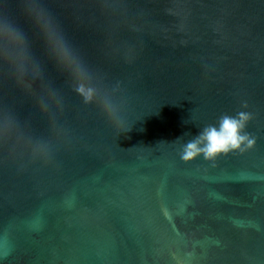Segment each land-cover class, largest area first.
<instances>
[{"label": "water", "instance_id": "1", "mask_svg": "<svg viewBox=\"0 0 264 264\" xmlns=\"http://www.w3.org/2000/svg\"><path fill=\"white\" fill-rule=\"evenodd\" d=\"M0 264H264V0H0Z\"/></svg>", "mask_w": 264, "mask_h": 264}, {"label": "clouds", "instance_id": "2", "mask_svg": "<svg viewBox=\"0 0 264 264\" xmlns=\"http://www.w3.org/2000/svg\"><path fill=\"white\" fill-rule=\"evenodd\" d=\"M85 102L91 100V89L83 85L77 88ZM251 113L239 111L235 116L223 114L217 124L204 127L195 137L183 144L179 153L180 160L189 163L198 157L211 162L213 166L217 159L230 153H244L252 149L256 143L255 136L245 131Z\"/></svg>", "mask_w": 264, "mask_h": 264}]
</instances>
